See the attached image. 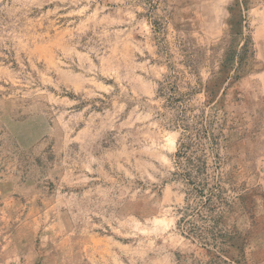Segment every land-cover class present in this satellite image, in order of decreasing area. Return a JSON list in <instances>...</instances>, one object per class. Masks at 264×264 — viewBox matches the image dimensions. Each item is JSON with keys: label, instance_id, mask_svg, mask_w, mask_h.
Instances as JSON below:
<instances>
[{"label": "rangeland", "instance_id": "1", "mask_svg": "<svg viewBox=\"0 0 264 264\" xmlns=\"http://www.w3.org/2000/svg\"><path fill=\"white\" fill-rule=\"evenodd\" d=\"M0 264H264V0H0Z\"/></svg>", "mask_w": 264, "mask_h": 264}, {"label": "trees", "instance_id": "2", "mask_svg": "<svg viewBox=\"0 0 264 264\" xmlns=\"http://www.w3.org/2000/svg\"><path fill=\"white\" fill-rule=\"evenodd\" d=\"M163 92H164V87H161L159 93L162 94ZM215 140L213 144H216ZM184 155L185 153L180 149L176 153L175 158L179 161L176 164L178 171H176L174 175L175 177L182 179L185 182L186 186L188 187V190L186 192V203L190 201V196L191 197L195 196V198H198L201 202H203V200L206 201L204 202L205 206H210L214 199H218L220 206L212 209V213L215 214L216 211L220 209V207L226 205L225 199L223 198V191L220 185L217 184L215 187L210 188V185L206 181V179H203V175H204L203 170L206 167V162L202 158H198V159H191L188 157L185 158V163H188L190 167H193L197 171V175H194L192 171L189 172L185 171V169L181 171L183 167L182 159ZM206 191L208 192V195H205ZM223 214H224L223 212H220L215 216L209 217L210 218L209 222L212 223L211 227L207 229L205 227L194 228L192 230V232L194 233L199 232L198 233L199 240L206 241L204 246L206 247L211 246L212 248H218L220 245V241H223L228 236L226 232H224L222 229H219V224L221 223ZM206 234L208 236L204 237Z\"/></svg>", "mask_w": 264, "mask_h": 264}]
</instances>
